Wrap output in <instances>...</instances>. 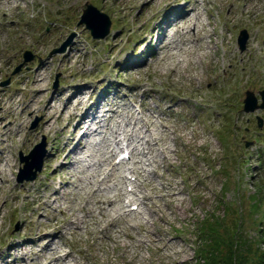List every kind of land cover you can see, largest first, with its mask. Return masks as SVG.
<instances>
[{
	"label": "rangeland",
	"instance_id": "rangeland-1",
	"mask_svg": "<svg viewBox=\"0 0 264 264\" xmlns=\"http://www.w3.org/2000/svg\"><path fill=\"white\" fill-rule=\"evenodd\" d=\"M12 1L18 7L0 0V149L12 161V173L6 162H1L8 183L0 190V264H45L50 252L34 242L53 231L48 222L62 224L65 214L58 210L60 206L82 204L84 194L69 193L67 187L73 171L58 167L68 168L74 155L63 152L57 161L51 159L78 134L79 129L73 130L75 120L69 117L74 111L71 105L63 112L65 121L55 120L72 96L73 101L88 96L90 102L100 97L119 121L133 122L130 113L139 118L140 105L144 116L164 110L163 119L170 124L167 145L172 153L171 163L166 165L156 150L158 170L176 183L182 199L177 203L188 210L182 216L162 202L166 221L159 215H145L141 220L127 215L132 227L119 219L108 235L99 225L81 224L77 232L65 226L62 236H54L52 248L59 247L61 254L71 253L67 264H170L164 255L171 251L158 253L148 240L147 230L158 232L160 227L178 250L186 253L182 264H198L197 223L210 216L222 223L218 233L225 243L216 246L221 258L228 239L236 236L248 264L256 261L255 253L264 251V109L244 112L242 106L246 90L260 102L259 91L264 89V0ZM86 4L112 20L105 38L93 39L84 24H78ZM182 10L191 17L199 15L201 27H190L191 32L211 36L194 43L187 60L178 65L184 55L161 48L156 42L158 32L153 30L161 19ZM242 30L248 33L244 50L237 43ZM171 41L178 43V36L174 34ZM67 43L63 53H52ZM27 51L32 59L12 74ZM75 88L84 90L73 93ZM47 103L55 111L50 132L44 128L49 122L43 111ZM68 119V130L60 140L57 133ZM174 132L179 134L177 139ZM43 141L41 171L32 181H19V175H30L21 173L25 163L20 155H28ZM114 149L117 147L110 135L102 134L89 145L88 152L94 157L75 167L82 171L80 178L88 185L86 189L92 175L108 167L105 156ZM131 166L118 165L116 175L134 177L127 172ZM143 168L159 186V178L152 175L155 166ZM124 179L104 193L114 195L116 183L123 191L132 189L131 180ZM51 183L61 187V197H51L54 209L47 210L38 200L50 195L47 186ZM136 192L138 200L141 193ZM93 209L103 225L102 216ZM87 220L91 222V218ZM128 230L133 238L126 236ZM204 242L201 245L205 246Z\"/></svg>",
	"mask_w": 264,
	"mask_h": 264
},
{
	"label": "bare ground",
	"instance_id": "bare-ground-1",
	"mask_svg": "<svg viewBox=\"0 0 264 264\" xmlns=\"http://www.w3.org/2000/svg\"><path fill=\"white\" fill-rule=\"evenodd\" d=\"M7 2L10 5L15 3L12 0H7ZM14 6L18 7V5L15 4ZM185 10L168 15L164 21L161 19L159 26L157 24L153 30V32H158L156 42L158 44L160 43L159 46L161 48L177 50L179 54L184 55V59H179L178 65L187 60L185 57H187L188 52L192 50L194 43H199L204 37L211 36L209 34H204L203 37V35L200 36L195 32H191L190 27L196 29L201 27V20L198 14H196L194 17H191L190 14ZM171 13H173V11ZM174 34L178 36V43L171 41V38ZM197 60L201 61L199 56L197 57ZM82 90L84 89L80 90V88H75L72 92L75 93L78 91L79 93H82ZM73 99L74 96H72L63 104L61 110L58 111V116L55 120H59L60 122L65 121L64 117L62 116L63 112L67 106L71 105L74 111L69 115V117L70 119L75 120L73 130L75 131V129H79L78 134L77 136L72 135L67 140L64 147L58 150L51 159L57 161L59 155L63 152L74 155L75 160L69 165L68 168H66L67 166L63 165L58 167L61 170L73 171L72 180L67 185L69 188V193L84 194V197H82V204L78 205L77 207L71 206L69 204L65 206V208L60 206L58 210L65 214L62 224H59V222L56 223L55 221L48 222L47 225L50 227L52 226V228H54L53 231L49 234L45 233L46 235H44L39 240V242H34L35 245H41L42 249L50 252L48 260L45 264H67L70 260L71 253L61 254L58 249L59 247L55 246L52 248V245L55 244V242L52 244L54 241V236H56V234L62 236V234L65 232V226L72 228L74 232H77L81 224H86L87 226L99 225L102 226V231L108 235L111 231V226L114 225L117 227V222H119V219H122L125 223H127L128 228L132 227V225L128 223V220L125 219V216L127 215H136L138 216L139 220L146 218V216L154 217L159 215L163 221H166L168 215L163 209L164 206L171 208L174 213L180 214L182 216L188 210V208L183 207L181 203H177L181 202L182 199L178 197V194L180 193L177 190L178 188L176 183L172 180H169L165 174L160 173L158 170L159 161L156 154L157 149H159L161 153V162L166 165L171 163L170 154L172 151L167 145V134L170 124L163 119L164 110H154L149 116H144V113L140 112L143 114V116L139 118L136 117L135 114L130 113V116L134 118L133 122L125 119L119 121L115 111L110 107H104L105 104L100 100V97L94 102H90L88 96H84L77 101H73ZM43 111L49 119V122L46 123L44 128L46 132H50L54 128L52 119L55 117V111L50 109L49 103L44 105ZM155 120H158L159 124H157ZM69 122V119L66 120V122L60 127L59 132L57 133V136H59L60 140L68 130ZM116 130L118 135H120L119 131H122V141L125 142V147L129 151L130 158L133 161V166L130 167V172L136 174V178L134 180L131 193L118 188V183H116V192L114 195L110 196L105 194L104 190L110 188L111 184H114L116 181L119 183L125 182L124 176H121L120 178V176L116 175V166L118 164L114 162V157L117 154L115 150L107 152L105 160L108 163V167L106 169H100V172L97 173V175H92L93 181H90L89 185L91 186L88 189H86L88 185L85 183L83 184V179L81 180L80 178V173L82 171L77 170L75 167L84 161L88 162L92 160L94 156L92 153L89 154L88 152L89 145L91 146L94 144L98 137L102 134L106 136H112L114 138L115 145L118 148H121V138H119L117 134L115 135ZM178 136V132H174V139H177ZM59 139L54 141L55 148H57L56 144H58ZM2 140L5 141V139ZM75 141L79 143L77 144ZM2 161L6 162V165L9 167V170L12 173V161L10 158L6 157L3 151L0 149V164ZM122 162L123 161H120V163ZM144 165L155 166V169L152 171V175L159 178V186L154 183L153 177L145 172L143 168ZM6 183H8V179L6 177L5 169L1 164L0 190L4 188ZM47 188L51 191L50 195L41 196L38 201L42 202L47 210H52L54 209V206L50 202V199L52 197L57 200L59 197H61V194L59 193L61 187L51 183L48 184ZM136 191H140L141 193L138 200L135 198ZM129 195L132 196L129 197ZM122 196H126V199H121ZM162 202L164 203V206L162 205ZM65 203H68L66 199ZM129 203L137 205V210L135 212L131 210H125L121 212V210H123L122 208L129 206ZM91 205L102 216L104 221L103 225L102 221L98 220L94 216V209ZM145 206L147 207L146 210L144 208ZM68 210L69 212L73 210L75 211L69 213ZM77 212H81L82 215H79ZM87 218H91V222H89ZM147 233L149 237L148 240L151 242L150 246H152L156 252L161 253L163 251H171L170 253L168 252L164 255V258L170 264H182L186 261V253L183 250H178V245L171 241V237L168 235L169 233L162 227L159 228L158 232L147 230ZM126 236L129 238L134 237L130 230L126 232ZM138 242H141V240ZM138 246H141V243H139Z\"/></svg>",
	"mask_w": 264,
	"mask_h": 264
},
{
	"label": "water",
	"instance_id": "water-1",
	"mask_svg": "<svg viewBox=\"0 0 264 264\" xmlns=\"http://www.w3.org/2000/svg\"><path fill=\"white\" fill-rule=\"evenodd\" d=\"M79 24H85V28L90 31L92 37L99 40L105 38L109 34L111 20L107 14L99 11L95 6L86 4V8L83 10ZM247 39V32L245 30H242L238 37V44L241 50L245 49ZM68 44L69 43L63 45L60 49L54 50L52 53L55 54L64 52ZM31 59L32 54L29 51L25 52L23 63L19 64L13 70L12 74H16L17 72H19L23 64L29 62ZM8 82L9 80L3 82V85L8 84ZM260 95L262 96L263 102L258 105L254 93L250 91L246 92V98L243 101V109L245 112H253L258 108L264 109V92H261ZM44 146L45 143L42 142L36 145L28 155H20V161L25 163L23 170H21V173H29L30 175H19V181H23L24 179L32 181L36 178L37 173L41 171L43 157L45 156Z\"/></svg>",
	"mask_w": 264,
	"mask_h": 264
},
{
	"label": "trees",
	"instance_id": "trees-1",
	"mask_svg": "<svg viewBox=\"0 0 264 264\" xmlns=\"http://www.w3.org/2000/svg\"><path fill=\"white\" fill-rule=\"evenodd\" d=\"M198 231L196 238L197 243V263L198 264H248L247 256L244 253H241V251L238 248L239 242L236 236L232 239L229 238L226 246L227 251L223 255V258H221L218 255L219 248L216 246H219L220 244L225 243L221 240V235L218 233V229H220L222 223L220 220H218L216 217H209L208 220L205 222V220H199L197 223ZM209 239L207 243L206 241ZM205 243L201 245V242ZM249 252L250 250L247 249ZM200 255V259H199ZM256 261H252V264H264V251L258 250L255 253Z\"/></svg>",
	"mask_w": 264,
	"mask_h": 264
}]
</instances>
